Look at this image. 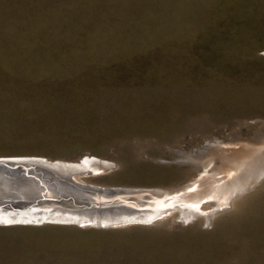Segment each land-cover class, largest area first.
I'll return each instance as SVG.
<instances>
[{
    "label": "rangeland",
    "instance_id": "obj_1",
    "mask_svg": "<svg viewBox=\"0 0 264 264\" xmlns=\"http://www.w3.org/2000/svg\"><path fill=\"white\" fill-rule=\"evenodd\" d=\"M262 141L264 0H0V158L166 195ZM163 199L104 224L0 200L47 216L0 220V264H264V175L221 207Z\"/></svg>",
    "mask_w": 264,
    "mask_h": 264
},
{
    "label": "bare ground",
    "instance_id": "obj_2",
    "mask_svg": "<svg viewBox=\"0 0 264 264\" xmlns=\"http://www.w3.org/2000/svg\"><path fill=\"white\" fill-rule=\"evenodd\" d=\"M220 158V166H216L212 172L206 173L192 184H187L178 192L162 195L153 191H134L130 192V194L134 193L130 197L116 196L128 193L119 189L81 185V182L74 177L75 173L68 168L62 169L46 162H40L42 165L37 164L36 167H28V165H22L30 160L22 162L2 159L0 161V200L9 206L23 205L25 207L29 203L33 207L49 204L79 208L78 213L73 211L64 213L67 209L56 208L57 211L54 210L55 213L52 211L54 214L49 216H53L57 221L61 220L60 217L54 216L57 213L62 214L65 220L75 218L73 214L88 213L89 216H85L83 222H92L99 218L102 224L138 220L143 222L166 212L164 209L167 204L163 198L167 195L170 202L168 205L177 203L193 209L204 200L214 199L218 203L217 206L221 207L264 175V146H246L240 148L234 155L223 153ZM43 198H51L52 202H45ZM6 212L8 211L0 210V220L4 222L15 221L13 215H16V220L20 222L25 219L31 221L27 218L35 217L36 221H40L47 217L46 214L31 216V214L12 213L7 215ZM192 214H194L193 210L187 215L191 217ZM10 218L13 219L10 220Z\"/></svg>",
    "mask_w": 264,
    "mask_h": 264
},
{
    "label": "water",
    "instance_id": "obj_3",
    "mask_svg": "<svg viewBox=\"0 0 264 264\" xmlns=\"http://www.w3.org/2000/svg\"><path fill=\"white\" fill-rule=\"evenodd\" d=\"M2 159H3V160H6V161H10V159H4V158H0V161H1Z\"/></svg>",
    "mask_w": 264,
    "mask_h": 264
}]
</instances>
